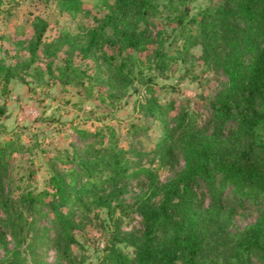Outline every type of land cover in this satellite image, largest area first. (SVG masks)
<instances>
[{"label": "rangeland", "instance_id": "obj_1", "mask_svg": "<svg viewBox=\"0 0 264 264\" xmlns=\"http://www.w3.org/2000/svg\"><path fill=\"white\" fill-rule=\"evenodd\" d=\"M78 1L80 9L73 10L61 0H0V63L27 61V46L39 21L46 26L37 52L42 55L47 45L57 49L53 76L34 74L32 68L43 65L39 61L29 68L17 67L7 82L0 73V147L10 144L3 178L10 200L0 208V219L20 211L22 227L16 237L5 233L0 262L15 248L22 264H108L105 256L112 248L132 258L127 240L142 230L136 202L149 186L144 170L156 183H164L182 167L177 152L162 159L153 150L160 126L147 113L146 102L154 99L160 104L171 125L172 115L184 112L193 125L206 131L213 96L226 84L224 74L203 58L197 26L189 21L222 0H149L144 19L138 22L144 48L117 53L104 47V54L97 52L92 58H82L76 50L86 43L87 32L113 10L115 1ZM110 55L117 67L123 65L124 75L112 83L105 78L108 67L103 60ZM231 128L233 123L227 122L225 135ZM112 147L124 150L123 178L103 186L100 199L87 197L84 206L72 203L73 241L65 248L46 204L52 192L49 180L58 174L68 185H81L85 179L74 156L108 158ZM215 181L220 184L218 173ZM192 190L196 206L206 208L209 195L203 183L195 179ZM27 194L35 196L31 205L23 200ZM222 197L229 213L225 231L232 238L264 209L263 197L250 189L225 185ZM200 262L220 264L209 255ZM250 264L262 263L251 255Z\"/></svg>", "mask_w": 264, "mask_h": 264}, {"label": "trees", "instance_id": "obj_2", "mask_svg": "<svg viewBox=\"0 0 264 264\" xmlns=\"http://www.w3.org/2000/svg\"><path fill=\"white\" fill-rule=\"evenodd\" d=\"M114 1L113 10L104 14L97 28L87 32L86 43L76 50L82 58H92L97 52H103L104 47L116 49L117 53L144 48V32L138 30V22L144 19L149 0ZM61 4L80 9L78 0H61ZM189 21L197 26L203 58L224 74L226 84L213 96L211 124L206 131L193 125L184 112L174 113L171 125L160 104L154 99L146 102L147 113L160 126L153 150L162 159L171 158L177 152L182 167L164 183H156L152 174L144 170L149 186L136 202L142 230L127 240L133 248V257L128 258L112 248L105 256L108 264H201L204 255L219 259L220 264H250V256L254 255L264 264V209L232 238L225 231L229 213L222 199L225 185L236 190L250 189L264 199V0H222L221 4L204 9ZM45 26L42 21L35 26L25 63H0L4 82L18 68H29L37 61L43 64L32 68L37 77L53 76L56 47L47 45L41 50L42 55L37 52ZM189 41L192 45V39ZM72 49L70 46L69 52ZM103 60L108 67L105 77L108 83L124 78L123 65L117 67L112 55ZM95 64L101 69L97 61ZM227 122H232L233 128L225 135ZM9 147L8 143L0 147V208H6L10 200L3 185ZM123 151L112 147L108 158L103 154L93 159L75 155L78 170L85 179L79 186L68 185L62 176L52 174L51 199L46 204L53 211L57 234L65 242V248L68 241H73L69 232L75 223L72 203L84 206L83 200L87 197L100 199L103 186L122 180ZM215 173L221 177L219 185ZM195 179L208 191L206 208L194 203L192 182ZM156 197L158 200L153 202ZM34 198L30 194L23 196L28 205ZM20 217L18 211L15 216L0 219L3 248L6 232L12 237L19 235ZM0 264H22L18 250H11Z\"/></svg>", "mask_w": 264, "mask_h": 264}]
</instances>
